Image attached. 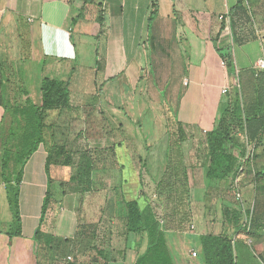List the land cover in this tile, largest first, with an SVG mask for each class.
<instances>
[{
	"label": "crops",
	"instance_id": "0c3cea01",
	"mask_svg": "<svg viewBox=\"0 0 264 264\" xmlns=\"http://www.w3.org/2000/svg\"><path fill=\"white\" fill-rule=\"evenodd\" d=\"M101 2L104 10L102 29L87 19L72 26L71 17L77 16L81 10L74 0H12L0 3V80L9 67H15L21 71L20 80L29 83L31 73L27 66L32 60L41 62V77L37 78L35 85L23 87L36 105L41 103L38 89L43 78L70 82V107L51 112L60 115L51 124L57 132L23 165L19 223L15 220L3 171L5 154L2 145L12 127V115L8 101H0V264H36L34 238L38 228L49 237L71 239L76 236L81 223L77 203L83 202V192H60V181H68L74 169L54 164L48 167L49 154L45 145L69 146V142L62 141L60 129L70 127L75 122V112L81 108L84 112L90 110L87 113L91 116L99 111L111 120L108 125L111 130L115 129V137L109 138L101 131L100 139L105 138L102 142L116 159L123 160L124 155L132 158L135 177L141 186L137 199L143 202V208L164 210V218L160 222L167 228L166 240L170 252L173 242L185 245L186 239L190 242L191 237L201 235L196 228L199 231L203 227L195 225L193 217L185 211L195 207L205 210L213 203L211 196L222 191L215 184L211 187L205 184L200 149L203 133L215 127L220 107L235 85L234 77L219 55L220 51L233 53L228 25L220 36L218 34L223 21L220 18L229 15L237 0ZM152 14L155 15L150 21ZM28 33L30 41L27 40ZM75 35H79L83 43L93 39L98 44L95 63L100 67L94 70L98 75L91 80L89 90L83 87V80L78 85L75 82L72 84L78 66ZM260 35L240 44V52L235 57L233 53L235 75L237 73L243 81L253 80L257 62L264 59V31ZM117 81L118 84L112 86L109 92H104L110 82ZM225 89L227 93L223 94ZM131 92L136 95L141 93L144 97L143 102L139 100L132 107L133 110L155 109L159 125L164 129L160 141L153 133V141L139 142L128 132L132 126L125 123L120 115L124 104L122 98L130 96ZM103 94L106 98L104 103ZM5 96L8 99L9 95ZM109 96H116L121 101L113 103L107 99ZM99 128L103 129L105 125ZM178 128L187 135L182 143L174 134ZM191 142L196 149L194 173L188 168L189 160L184 153ZM18 168L11 159L7 176L13 175ZM124 168L120 163L117 165L120 177H123ZM144 174L160 176L165 184L149 190L141 180ZM49 190L51 198L43 217L42 209ZM118 190L120 197L117 190L115 196H107V204L111 207L115 202L121 208L125 196L121 188ZM114 197L116 200H113ZM223 200L221 198L222 204ZM198 214L201 218L205 215L201 211ZM189 225L194 230L190 231ZM19 231L20 235H15ZM109 237L123 243L121 247L106 251L107 264H135L138 256L145 251V236L127 234L125 227L117 235L109 233ZM171 255L174 264H192L190 255V260L177 259L172 252Z\"/></svg>",
	"mask_w": 264,
	"mask_h": 264
},
{
	"label": "rangeland",
	"instance_id": "374dc122",
	"mask_svg": "<svg viewBox=\"0 0 264 264\" xmlns=\"http://www.w3.org/2000/svg\"><path fill=\"white\" fill-rule=\"evenodd\" d=\"M11 1L12 0H0V3H8ZM75 3L80 8L83 7L82 0H75ZM83 11L85 12V19L91 22L95 21L99 12L96 6H87ZM232 24V28L229 25L228 27L231 31V41L233 42L232 49L235 57V55H238L240 52L239 48L241 45L234 42L233 33L240 41L246 42L258 38L264 31V0H245V9L232 17ZM27 40H31L29 33ZM75 42L77 46L78 66L75 75L73 76L72 84L75 82L78 85V83L83 80V87L85 90H89L92 85L91 80L98 75L94 70L100 67V64L95 63L98 44L95 43L93 39H88L87 43H83L79 39V35H75ZM260 48L261 44L259 42L258 49ZM27 67L29 73H31L29 83L25 80H20L21 71L15 69V67H9L7 72H5L3 79L1 78L0 80V101H8L13 122L12 130H10L9 134L3 139L2 147L4 152L5 148L9 150V155L12 159H15L17 153L20 152L26 133L32 131V125L30 123L32 118L27 115V109L21 107L24 100L22 97L24 92H26L25 94H28L29 102L32 101L29 93L23 87L33 84L35 85L37 78L41 77L43 64L38 60H32ZM10 78H12V80H9ZM234 79L235 86H238L243 96V101L245 103L253 101L256 95V84L254 80L248 82L243 81L241 76L238 78L237 73L234 76ZM117 84L118 81L110 82L106 86L104 92H109L110 88ZM38 92H40L39 89ZM122 93L125 94V92ZM131 93L130 96H126L124 99L122 98L124 104L121 108L122 115H120V117L124 118L123 121H125V123L127 122L129 126H132L128 132L133 134L134 138L139 142L153 141V133L157 134L156 139L157 141H160V139H162L160 136L161 133L164 132V129L159 125L160 119L156 117L155 109L150 110L146 107L140 112H137L136 109L133 110L132 107L137 105L139 100H142L141 102H143L144 97L141 93H137V95L136 93ZM5 94L9 95L8 99ZM102 98L104 103L106 101L105 94L102 95ZM107 99L111 100L113 103L121 101V99L116 96H109ZM79 104L80 103H77V105ZM171 109L173 110V106ZM88 111L90 110L84 112V109L82 108L80 111H76L74 114L75 122L72 125L70 124V127L68 128L65 127L64 129H60L59 134L61 138H63V140L61 139L62 141H65V143L69 142V146L67 144L64 145L65 151L68 153L75 152L74 155L77 166H81V164H84L87 159H91L94 169L93 174L90 176L91 178H84L80 183L75 185L69 182L70 179L68 181H60V192H77L80 194L82 190H86L82 193L83 202L81 204L80 202L77 203V213L81 218V223L98 225L97 234L94 236L93 240H91V243L99 249L108 252L114 248L121 247L123 243L110 238L111 236L109 237V233L110 235L112 233L117 235L118 233L123 232L125 223L123 221L124 211L122 206L119 208L114 202L111 207L107 204V196H115L114 193L117 190L118 196L120 197L121 194L118 189L121 188L127 200H138L137 193L141 186L139 179L135 177L132 158L128 155H124L123 160L116 159L112 151H108L106 144L102 142L105 138L100 139L101 131L105 133H103L104 135H108L109 138L115 137V129L111 130L108 125L111 120L99 111L95 112L92 116L90 113H87ZM116 115L119 117V114ZM59 116L60 115L57 112H49L47 114L46 124L48 125V129L46 131L45 144L50 141L52 134L57 132L51 124L52 120H55V118ZM101 125H105V128L100 129L99 127ZM15 130L18 132L17 138L11 139L9 137L10 133ZM204 134L205 133H203V135ZM237 140L240 144H247L244 138H237ZM254 141L258 144V149L253 153V151H255V145L254 143L250 144L252 156L258 157H250L251 161H249L244 167V170L239 175L238 179L232 184L234 190L238 189L243 198L244 208L247 212V215L244 218V221L248 224L247 230L236 233L234 228H227V226L224 225V204L237 203L232 188L228 193L220 190L217 194H214V196L212 195L211 201H213V203H210L205 210L195 207L189 210V212L185 211L186 214L189 213L191 217H193L195 225L198 226L199 224V226L203 227V229L199 231L198 228H196L197 233H226L233 238L236 264H264V177L258 175L264 173V128L258 130L256 140ZM45 146H47L50 151L51 145L49 144ZM184 153L189 160L188 168L190 171L192 170V173L196 172V163H194L196 160L193 161L196 156V149L192 142L187 145ZM119 163L125 166L123 177L118 175V169H116ZM141 180L149 190L156 189V187H162L163 184H165L164 178H160V176L149 177L147 174H144V176L141 177ZM106 191H108V193H105ZM115 198L116 197H114L113 200H116ZM221 198H224L223 201L226 203L224 202L222 204ZM138 201L142 206L143 202L140 200ZM237 204L239 205V203ZM155 210L160 213V209L155 208ZM199 211L205 213L203 218L198 214ZM198 217L199 221L197 220ZM190 226L191 225L188 226V229L192 231ZM191 240L192 237L190 238V242ZM190 242L188 239H186L185 245H182L179 242H176V245L175 242H173L171 244L172 254L177 259L190 260L189 255L191 253V247H194ZM81 250L82 248H79L78 246L68 247L63 246L62 244L60 246L53 244L51 247L42 244L38 247V259L40 264H82L90 262L95 253L87 252L85 255H80L79 252ZM191 262L192 264H203L200 258L191 259Z\"/></svg>",
	"mask_w": 264,
	"mask_h": 264
},
{
	"label": "trees",
	"instance_id": "16d2710c",
	"mask_svg": "<svg viewBox=\"0 0 264 264\" xmlns=\"http://www.w3.org/2000/svg\"><path fill=\"white\" fill-rule=\"evenodd\" d=\"M82 2L83 7L79 11V14L75 17H71L70 21L72 26L85 19V12L83 11L85 7L96 6L99 12L93 25L100 26L102 29L104 25V10L102 9L101 0H82ZM244 9L245 0H237L236 5L231 8L228 15L230 19L229 26L231 28L233 25L232 17ZM154 15L155 14H152L150 21L153 20ZM225 28L226 23L222 21L218 36L223 33ZM233 40L236 44L245 43L240 41L234 33ZM219 55L221 61L229 71V74L234 77L235 68L233 66V53L231 51H227L226 53L220 51ZM253 80L256 84V95L254 100L245 103L240 89L238 86L234 85L231 92L227 94V101L220 107L215 127L203 135L200 152L203 157L205 184L208 187L215 184L225 192L230 191L231 188L234 191L232 184H234L235 180L239 177L240 169L251 161L250 158L245 162L243 161L247 154V144H240L237 138H244L248 144L254 143L255 151H253V153L258 149V144H256L254 140H256L258 130L264 128V72H256L254 70ZM69 85V80L63 81L58 78H43L40 86L41 103L39 105L29 102L28 94H25L26 92L22 95L24 100L21 107L27 109V115L32 118L30 120L32 131L26 133L22 148L20 152L17 153L15 159L10 157L9 150L5 148V158L3 161L5 183L11 197V204L17 223L20 222L19 196L23 177V165L25 160L29 159L45 142L46 131L48 129V125L46 124L47 114L52 111H62L70 107ZM174 134L178 136L179 142L182 143L186 140L187 135L185 131H181L180 128H178ZM17 135L18 132L15 130L10 133L9 137L11 139H16ZM64 148V145L58 144L51 146L50 151L48 150V167L51 164L63 167L71 166L74 170L69 182L74 185L80 183L84 178H91L90 176L94 171L91 159H87L84 164L77 166L75 162V152L68 153ZM252 157L257 158L258 156ZM11 159L15 165L20 168L9 177L7 176V170ZM258 175L264 177V173ZM85 191L86 190H82V192ZM50 198L51 192L49 190L42 209L43 217L47 211ZM121 206L124 211L127 234H140L146 238L145 251L138 256L135 264H174L166 240L167 228L160 222L161 219L164 218V210H160V213H158L150 207H141L137 200H127L125 197L122 199ZM246 213V210L237 203L224 204V225L234 228L236 233L247 230L248 224L244 221L247 215ZM97 230L98 225L79 223L77 234L74 238L62 239L46 236L41 232V229L38 228L34 238V256L36 264H40L38 259V247L42 244L51 247L53 244H57L58 246L62 244L68 247L78 246L82 248L79 252L80 255H85L87 252L95 253L90 262L82 264H107V252L91 243V240H93L94 236L97 234ZM15 235H20V231ZM191 244L194 246L193 248L199 251V258L203 264H236L234 240L226 233L201 234L192 237Z\"/></svg>",
	"mask_w": 264,
	"mask_h": 264
},
{
	"label": "built area",
	"instance_id": "2783aa9c",
	"mask_svg": "<svg viewBox=\"0 0 264 264\" xmlns=\"http://www.w3.org/2000/svg\"><path fill=\"white\" fill-rule=\"evenodd\" d=\"M220 19L223 20V21H225L226 25H229L230 24V19H229L228 16H222ZM255 71L256 72H264V59H261V60H259L257 62L256 66H255ZM226 93H227V90L226 89L223 90V94H226ZM247 149H248V152H247V154L245 156V159L243 160L244 162L252 156V151H251V148H250V144H248V143H247ZM243 170H244V167H242L240 169V174L242 173ZM233 193H234L235 200L237 201V203H239V205L245 210L241 192L238 189H235L233 191ZM192 230H194V227H192ZM190 256L193 259L199 258V251L196 250L195 248L191 247Z\"/></svg>",
	"mask_w": 264,
	"mask_h": 264
}]
</instances>
